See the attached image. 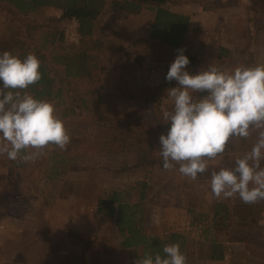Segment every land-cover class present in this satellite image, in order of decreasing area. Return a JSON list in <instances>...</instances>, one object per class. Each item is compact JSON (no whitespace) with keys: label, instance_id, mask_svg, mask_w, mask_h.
Masks as SVG:
<instances>
[{"label":"rangeland","instance_id":"obj_1","mask_svg":"<svg viewBox=\"0 0 264 264\" xmlns=\"http://www.w3.org/2000/svg\"><path fill=\"white\" fill-rule=\"evenodd\" d=\"M177 1L181 4H168L166 7H182L192 4L193 0ZM212 4L218 8L221 6V2ZM42 16L59 17L60 11L48 8ZM152 16L150 11L131 16L109 14L104 17L109 35L83 40L89 59L100 66L98 111L105 119L119 120L121 130L62 120L66 130L142 141L151 137L156 156L162 159L158 138L161 134L166 135L168 129L155 130V123L159 121L169 128L162 113L173 107L167 90L175 85L167 82L165 77L177 53L170 46L147 37ZM58 27L64 38L61 47L80 46L78 23L74 19H63ZM19 30L8 13L0 11V54L3 44L12 42ZM187 33L189 43L185 41L183 49L192 58V30L188 36ZM75 39L78 43L74 42ZM186 70L192 75V60ZM54 114L61 118V109L55 108ZM144 129H149V132H144ZM67 151V146L62 151L58 146L49 145L42 157L35 162H23V166L17 169L12 168L6 154H0V264H108L103 253L85 252L70 244L69 228L88 237L105 239L109 251L117 258L114 264H134L138 258H133L132 250L121 248V237L114 220L96 213L98 197L105 198L111 190L124 191L129 202L140 203L142 226L147 235L165 240L171 232H180L187 243L195 246V257L200 264L210 261V243H205L198 236L200 233L195 226L192 228L187 209L204 214L212 211L216 198L211 193V179L193 181L175 170L157 166L134 168V154L130 151L123 154H80L79 170L68 171L59 177V181L49 183L46 173L41 174L42 169H46L44 165L48 157L52 153ZM245 154L219 156L211 160L208 167H233L234 161ZM12 174L20 175L23 181L17 183L12 191H6L3 185L8 183ZM141 190L144 197L140 200ZM227 205L239 219L264 225L263 201L245 204L237 196ZM89 228L97 233L81 232ZM258 236L259 233L249 230L248 234L240 236L242 240L246 238L241 242L228 241L227 236L216 237L221 245L229 243L225 264H264V246ZM232 243L235 245L231 246ZM141 253L142 250L138 249L135 254Z\"/></svg>","mask_w":264,"mask_h":264},{"label":"trees","instance_id":"obj_2","mask_svg":"<svg viewBox=\"0 0 264 264\" xmlns=\"http://www.w3.org/2000/svg\"><path fill=\"white\" fill-rule=\"evenodd\" d=\"M179 3L177 0H0V11L7 12L20 29L12 42L3 44L2 53L10 52L21 60L30 53L36 55L41 61L39 72L42 78L37 84L29 86L26 91L35 99L49 101L55 108H60L61 119L91 127L121 130L119 120L105 119L98 111L97 95L101 87L100 66L89 59L83 40L108 36V26L104 25V17L109 14L121 13L131 16L147 10L153 14L147 37L170 46L178 54L177 50L183 49L189 17L172 12L166 5ZM192 3L200 5L203 9L218 8L214 6L215 4H208L204 0H193ZM255 5L253 3L248 8L250 18L242 32L244 44L236 49V60L222 70L231 72L241 65L253 67L250 53L251 39L247 35L251 30L264 29L263 24L257 19ZM48 8L60 11V16L43 17L42 13ZM63 19H74L78 23L80 46L61 47L64 38L58 23ZM183 54L189 61L192 60L186 53L183 52ZM155 125L157 126L155 130L168 129L159 121H156ZM67 132L70 135L68 151L63 154H50L44 165L46 169L43 168L41 171L43 175L46 173V180L49 183L59 181V177L68 171L79 170V155L84 153L123 154L132 151L134 168L157 166L164 169L162 159L156 156V148L151 137L142 141L79 130H67ZM144 132H149V129H144ZM250 132L247 138L232 139L223 155L249 152L256 143L258 130H250ZM10 164L13 169L23 166V162L19 159L10 160ZM178 167L179 165H175L173 170L179 173ZM219 170L208 167V170L204 174H199L196 180L208 179L209 181L211 172ZM22 181L23 177L20 175H9L8 183H5L3 188L6 191H12L15 185ZM127 195L121 190H111L105 198H100L96 205L97 214L114 220L115 228L121 237V248L132 250L133 258L139 259L146 253L163 254L162 248L166 244L179 243L181 251L187 257V264H196L195 246L187 243L182 235L174 233L165 240L158 236L147 235L142 226L141 205L129 202ZM143 197L141 190L140 200ZM227 204L222 201L214 203L212 211L208 214L195 213L187 209L191 220L190 225L192 228L195 226L200 233L198 236L211 245L212 260H220L223 256L222 246L217 243L218 236H227L228 241L231 242H241L246 238L242 240L240 236L248 234L250 230L259 233L258 239L264 246V225L239 219L230 212ZM68 239L70 244L79 246L85 252L103 253L108 258V264H114L117 259L115 254L109 251L108 242L101 237H88L69 228ZM138 249L142 250L141 255L135 254Z\"/></svg>","mask_w":264,"mask_h":264},{"label":"clouds","instance_id":"obj_3","mask_svg":"<svg viewBox=\"0 0 264 264\" xmlns=\"http://www.w3.org/2000/svg\"><path fill=\"white\" fill-rule=\"evenodd\" d=\"M177 52L165 77L177 86L167 90L173 107L162 113L169 125L167 134L158 138L163 168L179 165V173L195 181L211 160L226 152L232 139L258 130L256 143L233 167L211 172L210 187L216 199L264 201V64L241 65L231 72L207 66L191 75L184 49ZM40 67L32 53L23 60L7 51L0 54V154L9 160L35 162L49 145L63 151L70 143L54 104L26 91L41 80ZM162 253H146L134 264H187L179 243L166 244Z\"/></svg>","mask_w":264,"mask_h":264},{"label":"crops","instance_id":"obj_4","mask_svg":"<svg viewBox=\"0 0 264 264\" xmlns=\"http://www.w3.org/2000/svg\"><path fill=\"white\" fill-rule=\"evenodd\" d=\"M205 1L209 4L221 2V6H219V8L217 9H203L200 5L192 3L184 5L182 7H168L169 10L174 13L183 14L189 17L187 36L192 30L191 46L192 49H194L192 50V75L197 74L198 71L206 68L207 66H214L223 69L224 67L230 65L232 61L236 60V49L240 48L244 44L242 32L246 28L248 19L250 18L248 8L253 3L256 4L255 7L257 8V19L259 20V23L263 24L264 27V0ZM146 11L147 10H143L140 14L142 15ZM247 36L251 39V65L255 67L256 65L264 64V29L260 31L251 30L249 35ZM185 41V43L187 44L188 37H186ZM173 61L174 59L172 60V62ZM172 82V84L176 87V82ZM205 94L206 93H197L196 95L202 97ZM232 155L235 156L236 154ZM229 199L231 202L232 200H235L236 197L227 199L221 198L216 199L215 201L228 203ZM60 221H62V219H60ZM81 232L83 234L93 235L97 233V231L92 230V228L86 229L84 231L81 230ZM171 233H177L179 235L182 234H180V232ZM170 234H168V238L170 237ZM228 245L229 243H226V245H221L223 256L220 260H212L210 258V253L208 251H205L206 253H209L208 259L210 260L205 261V264H225V259H227L226 257H228L226 255ZM233 245H235V243H232L231 246ZM197 264H200L198 260Z\"/></svg>","mask_w":264,"mask_h":264},{"label":"built area","instance_id":"obj_5","mask_svg":"<svg viewBox=\"0 0 264 264\" xmlns=\"http://www.w3.org/2000/svg\"><path fill=\"white\" fill-rule=\"evenodd\" d=\"M77 38V37H76ZM74 42H76V43H78V39H75V41Z\"/></svg>","mask_w":264,"mask_h":264}]
</instances>
